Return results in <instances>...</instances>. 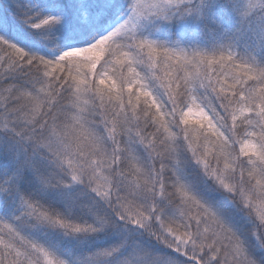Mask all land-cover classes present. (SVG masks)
Returning <instances> with one entry per match:
<instances>
[{
  "label": "snow or ice",
  "instance_id": "6c2138e0",
  "mask_svg": "<svg viewBox=\"0 0 264 264\" xmlns=\"http://www.w3.org/2000/svg\"><path fill=\"white\" fill-rule=\"evenodd\" d=\"M0 264H264V0H0Z\"/></svg>",
  "mask_w": 264,
  "mask_h": 264
}]
</instances>
